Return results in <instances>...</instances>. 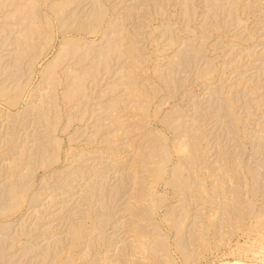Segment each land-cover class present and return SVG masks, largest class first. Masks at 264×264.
I'll return each instance as SVG.
<instances>
[{
	"label": "rangeland",
	"instance_id": "1",
	"mask_svg": "<svg viewBox=\"0 0 264 264\" xmlns=\"http://www.w3.org/2000/svg\"><path fill=\"white\" fill-rule=\"evenodd\" d=\"M0 264H264V0H0Z\"/></svg>",
	"mask_w": 264,
	"mask_h": 264
},
{
	"label": "bare ground",
	"instance_id": "2",
	"mask_svg": "<svg viewBox=\"0 0 264 264\" xmlns=\"http://www.w3.org/2000/svg\"><path fill=\"white\" fill-rule=\"evenodd\" d=\"M185 54H186V52H185ZM172 61H173V60H171V62H172ZM173 62H174V61H173ZM175 62H176V61H175ZM175 62H174V63H175ZM174 63H173V64H174ZM177 63H178V62H177ZM177 63H175V65H176ZM40 202H41V201H40ZM40 202H37V203H40ZM37 203H36V204H37ZM36 204H34V205L36 206ZM41 205H42V204H41Z\"/></svg>",
	"mask_w": 264,
	"mask_h": 264
}]
</instances>
